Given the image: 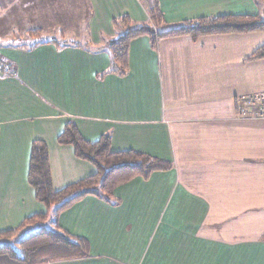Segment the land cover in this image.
<instances>
[{"label":"crops","instance_id":"1","mask_svg":"<svg viewBox=\"0 0 264 264\" xmlns=\"http://www.w3.org/2000/svg\"><path fill=\"white\" fill-rule=\"evenodd\" d=\"M148 1L76 0L67 27L56 20L71 0H0V56L15 72L0 76V233L46 211L28 181L35 140L55 190L95 173L58 143L74 121L88 141L109 135L113 151L173 168L117 187L118 204L87 196L64 211L59 226L89 256L47 264H264V119L238 116L239 99L264 90V59L249 60L264 32L169 37L156 50L142 36L128 74L110 73L113 20L149 23ZM157 2L170 26L264 15V0Z\"/></svg>","mask_w":264,"mask_h":264},{"label":"trees","instance_id":"2","mask_svg":"<svg viewBox=\"0 0 264 264\" xmlns=\"http://www.w3.org/2000/svg\"><path fill=\"white\" fill-rule=\"evenodd\" d=\"M147 11V24H136L128 16L113 20L117 36L108 45L113 64L110 73L128 74L130 45L142 36L149 37L152 49L156 50L159 41L169 37L190 36L197 40L208 35L264 32V15H223L170 26L157 0L148 1ZM33 33L41 34L36 30ZM263 59L264 45L249 58L254 61ZM58 143L73 147L75 156L92 164L95 173L55 190L48 146L42 140H35L31 146L28 181L36 200L45 206L46 211L26 218L17 229L0 233V264H47L87 258L88 242L63 231L59 226L60 215L87 196L118 204L114 198L117 187L135 178L148 179L155 172L173 168L171 162L149 154L134 150L113 151L109 135L95 142L88 141L82 137L74 121L67 122L58 136ZM18 234L16 241L12 242Z\"/></svg>","mask_w":264,"mask_h":264},{"label":"built area","instance_id":"3","mask_svg":"<svg viewBox=\"0 0 264 264\" xmlns=\"http://www.w3.org/2000/svg\"><path fill=\"white\" fill-rule=\"evenodd\" d=\"M14 69L0 58V75L13 76ZM238 116L245 118L255 115L260 119H264V90L253 93L239 99Z\"/></svg>","mask_w":264,"mask_h":264},{"label":"rangeland","instance_id":"4","mask_svg":"<svg viewBox=\"0 0 264 264\" xmlns=\"http://www.w3.org/2000/svg\"><path fill=\"white\" fill-rule=\"evenodd\" d=\"M71 4H69L68 6L64 7V8H61L59 10V13H58V16H60V18H58L56 21L59 22V23H65V26L67 27H70L72 26V24H77L79 23V20H80V15L79 14L80 12H78V9H79V5H77V2L76 0H71ZM69 3V2H68ZM65 4L67 3H62L63 6H65ZM83 5V4H82ZM62 16H64V18L62 19ZM62 20V21H61ZM35 30H30L29 32V36H36L38 37L36 33H33ZM36 31H39V30H36ZM32 33V34H31ZM26 34V33H25ZM23 34V35H25ZM47 37V36H45ZM64 38H66V40H69V38L71 36L69 35H63ZM81 41V40H80ZM1 58V56H0ZM2 60V58H1ZM3 61V60H2ZM4 62V61H3ZM14 71V70H13ZM1 76V75H0ZM22 233H25V231H23ZM22 233H20V235H22ZM19 234L14 237L13 241H16V239L18 238Z\"/></svg>","mask_w":264,"mask_h":264}]
</instances>
